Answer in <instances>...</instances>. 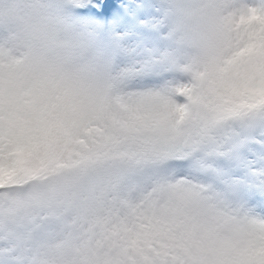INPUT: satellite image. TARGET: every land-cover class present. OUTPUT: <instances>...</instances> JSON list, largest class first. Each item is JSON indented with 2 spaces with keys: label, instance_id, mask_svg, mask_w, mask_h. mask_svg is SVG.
<instances>
[{
  "label": "clouds",
  "instance_id": "9594fccd",
  "mask_svg": "<svg viewBox=\"0 0 264 264\" xmlns=\"http://www.w3.org/2000/svg\"><path fill=\"white\" fill-rule=\"evenodd\" d=\"M0 264H264V0H0Z\"/></svg>",
  "mask_w": 264,
  "mask_h": 264
}]
</instances>
